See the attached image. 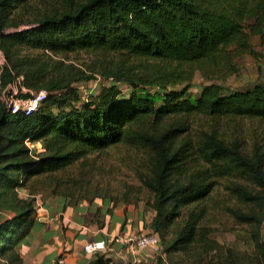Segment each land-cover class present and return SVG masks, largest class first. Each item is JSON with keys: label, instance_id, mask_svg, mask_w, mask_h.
Returning <instances> with one entry per match:
<instances>
[{"label": "trees", "instance_id": "trees-1", "mask_svg": "<svg viewBox=\"0 0 264 264\" xmlns=\"http://www.w3.org/2000/svg\"><path fill=\"white\" fill-rule=\"evenodd\" d=\"M26 1L0 0L2 87L20 77L48 96L30 116L0 105V211L14 214L0 218V258L21 264L15 247L34 224L33 199L19 190L49 189L74 205L97 177L120 175L149 195L164 254L264 264V85L228 92L212 82L253 53L252 36L264 45V0H54L58 8L6 33ZM21 49L105 57L92 65L109 86L82 100L84 70L50 76ZM133 58L157 63L140 68ZM196 72L207 84L192 94ZM238 228L252 252L211 238ZM110 263L97 255L89 264Z\"/></svg>", "mask_w": 264, "mask_h": 264}, {"label": "rangeland", "instance_id": "rangeland-1", "mask_svg": "<svg viewBox=\"0 0 264 264\" xmlns=\"http://www.w3.org/2000/svg\"><path fill=\"white\" fill-rule=\"evenodd\" d=\"M58 8L54 0H27L25 7L15 10L10 18L13 22L17 23V27L8 28L6 33L22 30L30 27V23L41 15L51 12ZM251 45L253 49L252 54H245L233 61V67L235 72L223 79H213L212 82L223 86L228 92L243 91L250 89L254 84L261 83L264 85V45L261 43V39L258 36L251 37ZM20 58L28 59L35 62L38 66L50 74V76H57L60 73H64L68 70V66L84 70L88 79H84L75 84L78 93L82 100H86L90 94H97L104 86H109L107 80L102 75L98 65H92L93 61L99 62V60L105 59V57L99 58L95 56L69 55L67 57L54 56L52 54L37 52L32 50L21 49L17 50ZM131 63L136 67L153 66L157 62L150 59H136L133 58ZM47 73V74H48ZM56 73V74H54ZM48 75V78L50 79ZM99 78V81L96 80ZM56 78V77H54ZM97 78V79H96ZM93 79H96L95 81ZM207 84L203 78H201L198 72L194 73L192 81L190 83L192 94L199 92V86ZM124 96L129 93V88L126 86L118 85ZM131 187H135L134 181H130L123 176L114 177L112 175H104L97 177L91 181L89 186L77 193L76 198H81L80 201H86L93 203L95 201L106 203L108 211H112L114 208L123 209L124 213L128 208L133 210L132 218L137 220L136 228L142 233L151 231V221L155 215V212L150 208L149 195L143 191H131ZM49 189L38 190L33 196H29L24 190L18 191L19 198L40 199L50 194ZM61 196V195H58ZM62 197V196H61ZM66 199V198H65ZM67 200V199H66ZM2 199L0 198V206L2 205ZM75 203V204H76ZM1 220L9 219L14 214L5 210L0 211ZM261 237L264 243V223L261 228ZM211 238L218 242L220 245L230 247L240 251L252 252L253 247L248 232L243 229H236L231 232H217L211 235ZM108 259V256H104ZM144 260L136 264H212L215 263L212 258H179L178 253H172L166 255L162 252V245L158 254L144 255ZM160 257V258H159ZM94 259V258H93ZM91 259V260H93ZM112 260L110 264H128L121 261ZM202 259V260H199ZM90 260V261H91ZM160 261V263L158 262ZM90 263V262H89ZM88 263V264H89ZM0 264H9L6 260L0 258Z\"/></svg>", "mask_w": 264, "mask_h": 264}, {"label": "crops", "instance_id": "crops-1", "mask_svg": "<svg viewBox=\"0 0 264 264\" xmlns=\"http://www.w3.org/2000/svg\"><path fill=\"white\" fill-rule=\"evenodd\" d=\"M39 144L34 146L37 151ZM34 224L30 233L15 247L21 264H57L62 258L64 264H88L92 256L84 254L83 246L90 242H108L112 236L128 237L136 228L132 218L133 210L114 208L108 211L106 203L80 201L74 205L64 197L51 193L40 199H33ZM116 253L108 257L128 264L142 262L143 252L133 246H117Z\"/></svg>", "mask_w": 264, "mask_h": 264}, {"label": "built area", "instance_id": "built-area-1", "mask_svg": "<svg viewBox=\"0 0 264 264\" xmlns=\"http://www.w3.org/2000/svg\"><path fill=\"white\" fill-rule=\"evenodd\" d=\"M5 60L0 53V105H3L11 114H23L30 116L37 111L39 105L46 99L48 92L41 90L39 92H31L24 89L21 85V78L15 77L6 86L2 87L1 72ZM98 78V77H97ZM96 78V79H97ZM99 81V78L96 80ZM24 94H29L28 97H21ZM26 145L30 150H35L34 145L26 141ZM123 246L129 248L133 252V246L143 252L158 254L161 249V242L156 233L152 230L148 232H133L131 236H112L110 241L90 242L83 246L84 254L92 256H109L116 253V247ZM57 264H64L62 258H59Z\"/></svg>", "mask_w": 264, "mask_h": 264}]
</instances>
